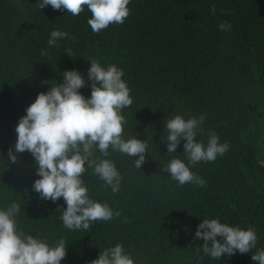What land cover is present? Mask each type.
I'll return each mask as SVG.
<instances>
[{
    "label": "trees",
    "instance_id": "trees-1",
    "mask_svg": "<svg viewBox=\"0 0 264 264\" xmlns=\"http://www.w3.org/2000/svg\"><path fill=\"white\" fill-rule=\"evenodd\" d=\"M38 2L0 0V210L17 203L18 231L49 246L63 238L67 254L61 264H90L117 244L134 264H257L251 256L264 250V0H130L124 23L98 34L88 24L87 6L73 16L50 5L39 9ZM221 23L231 29L221 31ZM54 30L69 38L49 47ZM92 60L123 71L133 103L121 111L127 121L122 138L146 140L148 148L140 169L134 164L139 157L94 152L97 162L111 160L122 180L113 193L89 168L83 177L88 196L121 214L92 222L88 230H70L61 219L64 199L42 200L33 190L40 177L32 155L16 154L13 164L8 150H14L26 108L51 83H63L65 71H78L88 82L80 93L91 97ZM175 115H204L196 141L207 145L215 133L229 150L195 166L184 153V140L168 154L165 123ZM173 158L204 186H181L163 172ZM204 219L254 228L256 247L220 259L205 255L204 242L195 239Z\"/></svg>",
    "mask_w": 264,
    "mask_h": 264
},
{
    "label": "clouds",
    "instance_id": "clouds-1",
    "mask_svg": "<svg viewBox=\"0 0 264 264\" xmlns=\"http://www.w3.org/2000/svg\"><path fill=\"white\" fill-rule=\"evenodd\" d=\"M129 3L130 0H39L37 5L39 9L50 5L54 10H66L73 16L79 15L87 6L92 16L88 24L98 34L111 24H123L130 15ZM211 11L215 13L214 5ZM219 29L227 31L231 25L221 23ZM64 38H69L68 33L52 31L49 47L57 46V41ZM70 38L76 39L75 36ZM65 53L71 57L72 50L68 48ZM41 55H47V52L42 51ZM90 65L91 97L85 98L80 93V89L88 84L83 76L76 70L65 71L63 83H51L50 90L39 93L35 102L26 108V115L19 119L15 129L17 140L14 150H8L13 164L17 163L16 154L27 151L32 155L37 165L36 175L40 177L35 180L33 190L42 200L55 203L61 197L64 199L67 207L61 219L70 230H88L92 222L109 221L121 214L119 211L114 213L108 204L95 202L88 196L83 177L89 168L112 188L113 193L119 191L122 180L115 164L109 159L97 162L98 158H93L94 152L108 157L111 149L139 157L134 164L140 169L145 163L148 148L146 140L122 138L127 121L121 111L133 103L131 90L122 79L123 71L115 65L105 69L95 60L90 61ZM204 120V115L187 120L181 115L167 119L168 154L175 153L184 140V153L192 166L201 161L213 162L218 155H224L229 145L221 144L215 133H211L207 145L196 141ZM162 171L170 174L181 186L193 183L203 187L205 184L179 158L171 159ZM19 212L17 203L0 210V264H61L67 254L65 240L61 238L55 246H49L44 240L18 231L15 217ZM195 239L204 242L202 251L205 255L220 259L237 252L241 255L251 252L258 237L254 228L242 230L217 219H204L197 228ZM196 250L201 251V247L197 246ZM251 259L264 264V250H258ZM90 264H134V261L125 254L123 245L117 244L100 252L98 259Z\"/></svg>",
    "mask_w": 264,
    "mask_h": 264
}]
</instances>
